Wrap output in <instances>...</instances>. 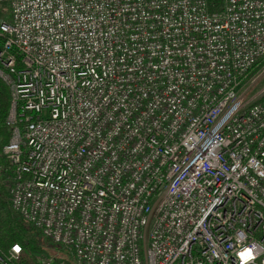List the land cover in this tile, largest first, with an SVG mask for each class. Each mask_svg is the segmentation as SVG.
<instances>
[{
	"label": "built area",
	"instance_id": "built-area-1",
	"mask_svg": "<svg viewBox=\"0 0 264 264\" xmlns=\"http://www.w3.org/2000/svg\"><path fill=\"white\" fill-rule=\"evenodd\" d=\"M9 2L21 218L75 264H264V0Z\"/></svg>",
	"mask_w": 264,
	"mask_h": 264
},
{
	"label": "trees",
	"instance_id": "trees-1",
	"mask_svg": "<svg viewBox=\"0 0 264 264\" xmlns=\"http://www.w3.org/2000/svg\"><path fill=\"white\" fill-rule=\"evenodd\" d=\"M222 3L223 0H207L208 10H220ZM1 47L2 42L0 39V49ZM9 105V88L0 78V151L10 137V132L5 124ZM1 161L4 164L6 163L3 157H1ZM8 178V172L4 170L0 171V251L6 253L12 244L18 243L21 249L16 264H41L37 258V254H40L43 249L41 246L43 242L41 237H46L32 224L23 220L12 208L5 187ZM62 260L61 258L55 257L49 264H60ZM67 262V264H71V262Z\"/></svg>",
	"mask_w": 264,
	"mask_h": 264
},
{
	"label": "rangeland",
	"instance_id": "rangeland-1",
	"mask_svg": "<svg viewBox=\"0 0 264 264\" xmlns=\"http://www.w3.org/2000/svg\"><path fill=\"white\" fill-rule=\"evenodd\" d=\"M10 16V2L9 0H0V19H9ZM257 86H255L254 91L256 89H258V87L260 86H264V74L262 75V77L257 81L256 83ZM6 192H7V197L9 199L8 196V188H9V182H6ZM42 239V252L40 254H37V258L39 259V261L42 262L43 261H51L55 258H61L63 259L60 264H67L69 262H71V264H75L73 257L71 255V253L65 249L61 244H58L50 239L41 237ZM65 261V262H64Z\"/></svg>",
	"mask_w": 264,
	"mask_h": 264
}]
</instances>
